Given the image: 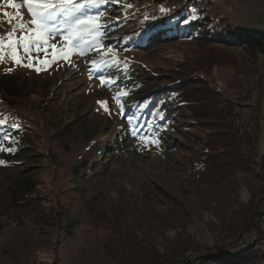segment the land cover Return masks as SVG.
Here are the masks:
<instances>
[{"label":"rangeland","instance_id":"374dc122","mask_svg":"<svg viewBox=\"0 0 264 264\" xmlns=\"http://www.w3.org/2000/svg\"><path fill=\"white\" fill-rule=\"evenodd\" d=\"M14 2L18 8L0 0V132L10 136L0 147L13 136L19 147L14 155L0 151V264H120L107 245L125 239L127 227L166 262L230 249L264 264V169L245 161L251 127L264 158V52L204 39L207 23L264 31V0H107L113 5L100 6L98 23L108 27L95 43L86 35L80 47L67 45L58 18L61 32L49 43L68 55L48 65L28 59L23 47L15 62L8 45L31 15L23 0ZM184 7L189 19H206L205 33L151 44L149 15L166 18ZM37 47L44 45H33V57ZM174 81L192 103L166 97L139 118L147 95ZM137 124L155 142L133 135Z\"/></svg>","mask_w":264,"mask_h":264},{"label":"trees","instance_id":"16d2710c","mask_svg":"<svg viewBox=\"0 0 264 264\" xmlns=\"http://www.w3.org/2000/svg\"><path fill=\"white\" fill-rule=\"evenodd\" d=\"M101 5H96L93 7L87 6V8L90 10L95 9L96 10L95 14H98L101 11L100 9ZM112 5H113L112 3H107L106 7H111ZM110 9L112 8H109V12L112 13L113 11ZM82 10H85V8H82ZM187 11L188 9L186 7L182 8V11L174 10L173 14H169L170 16L166 18L163 17L165 15H160V16L149 15V19H147L149 21V22L147 21L148 23L147 37L152 41L151 44H156L162 41L164 42L169 39L172 40L195 39L196 36H199V34L202 33L203 35L206 30L204 32H199V30L201 29L200 28L201 25L206 24L207 22L206 19L205 18L202 19L199 18V20L189 19ZM217 22H219V20ZM207 24H208L207 29H209V32L204 34L205 40H208L209 37L211 36V39H219L221 40L220 42L224 44H230V45L237 44L239 46L245 47L246 50L259 49L261 52H264V31L260 30L259 28H246L241 25H234V26L228 25V26H224L223 28L221 26L218 28H214V27H209L210 26L209 23ZM167 25L169 26L168 29H166ZM86 41L88 42L87 44H85V46L87 47L89 41L88 39H86ZM146 45L148 46L150 44L147 42ZM94 47L95 46H90L88 48V51L92 50ZM109 75L110 73H106V76ZM1 81L2 80L0 79V83ZM177 82L174 81L173 83H170L169 85H166L162 88L156 89L150 94H148L147 97L149 98L148 101L146 102L147 107L146 109L142 108L140 110L139 118L143 119L145 117V114L147 115V111H148L147 108L151 104V102L163 101L166 103L167 102L165 100L166 97H168L169 101H172L173 103L179 102L177 98H179L181 103L185 105H189L190 102L192 103L190 99L186 100L183 96H181L182 92L179 90V88H177ZM204 101L207 102V100ZM256 102H257L256 105L260 107V103H259L261 102L260 97L256 99ZM208 107H210V105ZM214 111L216 113L214 114V117H220L222 119V114H219V112H216V110ZM260 112L261 111L258 110V117L256 120L259 119ZM254 116L255 115L252 113L251 119H253V123L256 118ZM235 129H237L235 131L239 130L236 127ZM1 135L3 138L1 137ZM8 135L9 134H4L0 132V140H6L7 137H10ZM245 138H247V144H248V149L247 150L245 149L246 153L248 154V152L250 151V153L252 154V158L251 159L246 158L245 161L251 164L260 162L262 163L263 165L262 168L264 169V158L263 157H262L263 159L260 158V156L257 153L258 145L256 138V130L254 131V128L251 127ZM10 139H12V142H8L10 143L9 145L6 144L5 145L13 149L11 153L14 155L19 151V147L17 145L18 137L13 136ZM227 142L228 140L221 136L219 143L224 146L231 145L229 144V142L228 143ZM92 148L89 147L87 149L86 152L87 155L91 153ZM254 217H256V215H254ZM247 222L248 220L246 221V223ZM147 224L151 226L150 219L149 221H147ZM247 225H249L247 230H250L252 224H250L249 222L247 223ZM118 230L119 228L117 229V231ZM123 232L125 233V239H117L111 243L112 245L111 244L107 245L108 254L111 257V259H113V261L118 262L120 264H168L169 262L179 261L191 253L196 254L198 258L204 261L214 262V264H252V261L255 259L254 258L255 255L243 256L240 255L239 253L237 254L236 252L232 254H227V251H229L230 249H223L220 252L216 251L214 253H209V254H198L192 251H188L182 255H179L178 257H176L177 256L176 255L173 260L166 262L165 256L159 254L156 251L155 246L152 244V242L144 239H138L137 237H134L131 234L133 233L132 227H127L125 230H123ZM110 248L112 249L109 250ZM176 253H177L176 251L173 252V254Z\"/></svg>","mask_w":264,"mask_h":264},{"label":"snow or ice","instance_id":"6c2138e0","mask_svg":"<svg viewBox=\"0 0 264 264\" xmlns=\"http://www.w3.org/2000/svg\"><path fill=\"white\" fill-rule=\"evenodd\" d=\"M6 2L13 8L19 7V5L16 4L14 0H6ZM23 3L27 6V10L31 15V20L30 22H25L21 19L19 23L21 35L18 36L17 43H9L8 45L9 49L12 50V55L16 63L21 62L15 54V49L17 47H23L24 53L28 59H35L39 64L42 65L50 64L61 55H63L65 58L67 57L68 52L64 51V49H58L56 44H50L48 39L51 34L61 32V28L57 25L58 18L63 24L64 30L66 31V35H63L62 39L66 41L67 45H72L73 41H77V47H80V42L84 40L86 35L93 37V43L97 42L96 36L94 34H98L102 28L106 29L108 27L107 25H101L98 23L100 18L103 16L102 12L99 13V15H86L80 11L85 6L93 7L96 5L106 4L107 0H23ZM128 7H131V5H128ZM160 11L165 12L167 10L161 7ZM4 15L9 16L11 19L12 14L4 13ZM25 32L31 33L32 35H26ZM12 35L13 33L8 34L9 37ZM77 38L79 39L77 40ZM25 40L27 41L26 43L24 42ZM41 43L44 45V47L42 49L37 47V55L33 57L31 55L33 45ZM3 44L4 38L0 37V48L3 47ZM49 47L53 50L51 53V60L49 59L48 53ZM41 50L44 52L43 59H41L39 55ZM80 54H84L83 50H81ZM0 59H3V57L0 56ZM112 60L118 64V61H116L115 57H113ZM92 63L97 64L96 61H92ZM103 63L107 64L108 61L105 60ZM27 66L34 67L32 64H28ZM97 66L99 67L102 65L97 64ZM40 70V68H36V71ZM101 80L104 82L103 77H101ZM111 83H115V81H112ZM123 95H126V93ZM121 98V95H117L115 97L117 102H119ZM98 103L104 106L105 111L108 110L107 101H98ZM124 111L125 110L123 106H121V112ZM4 125L5 121L0 120V126ZM143 128V125H133L131 133L133 135L144 136L146 141L149 143L155 142L147 140V136L144 133ZM2 143L3 141H0V144ZM0 151H8L11 153L13 149L11 147H0ZM0 163H3V161H0Z\"/></svg>","mask_w":264,"mask_h":264},{"label":"built area","instance_id":"2783aa9c","mask_svg":"<svg viewBox=\"0 0 264 264\" xmlns=\"http://www.w3.org/2000/svg\"><path fill=\"white\" fill-rule=\"evenodd\" d=\"M168 264H213V263L210 261H208V262L204 261V260L198 258V256L196 254L191 253L179 261L169 262Z\"/></svg>","mask_w":264,"mask_h":264},{"label":"water","instance_id":"95a60500","mask_svg":"<svg viewBox=\"0 0 264 264\" xmlns=\"http://www.w3.org/2000/svg\"><path fill=\"white\" fill-rule=\"evenodd\" d=\"M259 29H260V30H261V29H263V26H260V28H259Z\"/></svg>","mask_w":264,"mask_h":264}]
</instances>
